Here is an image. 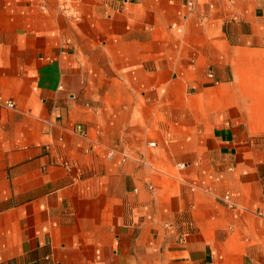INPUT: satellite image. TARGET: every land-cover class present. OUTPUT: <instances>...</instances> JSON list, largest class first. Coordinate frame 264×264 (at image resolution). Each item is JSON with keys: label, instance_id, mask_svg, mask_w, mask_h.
I'll return each instance as SVG.
<instances>
[{"label": "crops", "instance_id": "1", "mask_svg": "<svg viewBox=\"0 0 264 264\" xmlns=\"http://www.w3.org/2000/svg\"><path fill=\"white\" fill-rule=\"evenodd\" d=\"M0 264H264V0H0Z\"/></svg>", "mask_w": 264, "mask_h": 264}, {"label": "built area", "instance_id": "2", "mask_svg": "<svg viewBox=\"0 0 264 264\" xmlns=\"http://www.w3.org/2000/svg\"><path fill=\"white\" fill-rule=\"evenodd\" d=\"M56 4H57V8L58 11L61 14H65V15H71L73 13V6L74 4H76L79 0H55ZM4 105L9 108V109H13L14 108V104L11 101H5ZM77 132L80 136H84V132L81 128H77ZM151 146H153V144H151ZM179 170H183L185 168L184 164H179L177 165ZM221 201L225 202L227 205H231L229 202V198L227 196L223 197L220 199Z\"/></svg>", "mask_w": 264, "mask_h": 264}]
</instances>
